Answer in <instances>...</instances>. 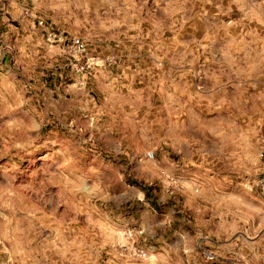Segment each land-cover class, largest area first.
Instances as JSON below:
<instances>
[{"label":"rangeland","instance_id":"obj_1","mask_svg":"<svg viewBox=\"0 0 264 264\" xmlns=\"http://www.w3.org/2000/svg\"><path fill=\"white\" fill-rule=\"evenodd\" d=\"M263 148L264 0H0V264H264Z\"/></svg>","mask_w":264,"mask_h":264},{"label":"built area","instance_id":"obj_2","mask_svg":"<svg viewBox=\"0 0 264 264\" xmlns=\"http://www.w3.org/2000/svg\"><path fill=\"white\" fill-rule=\"evenodd\" d=\"M39 23H42V21H39ZM46 33H47L48 40L55 37L51 32L47 31ZM70 46L72 48V51H74L76 54H78L80 56L85 57L86 61L91 60L90 57H87V54H88L87 46L80 38L73 37L71 39ZM147 156L152 157L153 153L147 152ZM260 157L264 159V148L260 151ZM259 183L261 185H264V172H263L262 178H261ZM136 233L141 234L142 230L139 229V230H137ZM129 250H130V253L132 256L143 258V259H147L149 257V253L146 250H144L143 248L132 247ZM203 256L207 261H214L215 260V255L210 251L204 250Z\"/></svg>","mask_w":264,"mask_h":264},{"label":"crops","instance_id":"obj_3","mask_svg":"<svg viewBox=\"0 0 264 264\" xmlns=\"http://www.w3.org/2000/svg\"><path fill=\"white\" fill-rule=\"evenodd\" d=\"M263 159V158H262ZM264 163V159L262 160ZM264 172V171H263ZM263 186V195H264V185ZM153 252H155L154 254L157 255L158 258H160L162 255L168 254L166 248L159 246V247H152ZM156 258V257H155Z\"/></svg>","mask_w":264,"mask_h":264}]
</instances>
